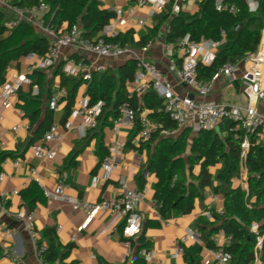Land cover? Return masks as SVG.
<instances>
[{"label":"crops","instance_id":"obj_1","mask_svg":"<svg viewBox=\"0 0 264 264\" xmlns=\"http://www.w3.org/2000/svg\"><path fill=\"white\" fill-rule=\"evenodd\" d=\"M16 1L18 0H3L0 2V10L4 13L6 21L4 23L5 27L6 23L16 19V15L9 8V5H16ZM98 1L103 9L109 11H112L116 6L125 10L137 6V0ZM169 1L170 4L166 11H168V8L175 0ZM200 1L189 0L182 5V11L194 14L198 10ZM253 1L259 4V0ZM64 10L67 17H78L85 10V1L78 0V3L72 2L68 6L65 5ZM48 11L40 13L39 16H42L46 25L50 26L52 25L53 16ZM149 12L150 8L148 7L137 8L134 17L125 14L124 18L121 22L119 20L116 26L119 35L124 36L128 32H132L136 43L146 38L157 22V17L151 19ZM140 18L147 19L148 24L140 26L137 22ZM22 22L31 26L37 35L47 37L50 45V37L34 24L30 17H27ZM53 26L60 33L67 30L70 25L68 21H57ZM166 26H168V22L162 26L159 34L148 42L151 43V47L147 52L142 49L148 43L143 47L132 46L136 55L154 63L172 83L174 92L178 95H190L198 103L217 102L227 105H247L246 95L239 82L241 73L238 75L236 82H230L223 75H220L214 83L213 92L208 96H201L196 90L183 83L177 73L172 72L170 69V59L166 52ZM6 29L5 33L0 34V42L12 33L7 27ZM27 57L12 61L9 64L4 75L6 83L15 84L17 78L21 76L29 78L34 73H30L29 68L31 64L36 65L38 61L35 60L31 63L27 60ZM69 60H87L91 62L98 60L100 64L104 65L105 71L109 70L116 73L121 65L129 60L136 59L130 55L119 59H97L96 56L91 54L82 53L75 49H65L62 52L59 64L63 63L64 67ZM57 66L45 70L37 69L45 71L47 75L44 84L45 94L42 98L43 106L49 105L51 94L54 91L65 89L61 87L60 76L55 75ZM248 66L243 65L242 72ZM69 78L81 79L79 76ZM89 83L84 81L78 87L72 111L82 97H88ZM130 86L131 83H127L128 90ZM21 89L32 94L33 86L25 84ZM49 93L50 96L48 98ZM142 97L138 99L140 100ZM66 99L61 101L60 110L57 113L53 112V124L59 125L58 134L61 137L60 142L53 144L57 151L53 160H40L34 156L32 152L33 144H30V140L35 136L38 125L32 127L30 120L25 116V111L19 107L18 94L12 97L13 105L11 107H4L0 101V115L3 117L0 120V155L3 153L11 154L10 157L0 162V175L5 174V178L0 181V264H44L40 258L37 246L26 228L25 222L18 218L20 212L29 211L20 192L27 189L32 183H36L46 196L43 201L37 204L33 211L36 231L41 238L46 230L56 229L57 237L63 245L72 244L74 246L69 261H77L78 264H132L137 254L138 241H132L131 245L127 244L122 233L124 222L118 219L114 213L103 211L98 213L93 219L88 220L85 213L73 210L70 203L59 199H48L46 193H53L59 184L65 183L68 185L65 189V194L73 199L91 202L113 200L122 195L125 183L130 190L143 191V197L138 204V212L143 219V232L151 243L149 247L144 249H150L155 254L151 262L146 264H188L185 253L177 257L174 255L177 240L188 229L195 230L200 218L209 219L204 213L210 211V209L213 208L218 213H222L225 203L224 195L220 192L214 193L211 188H207L204 192L203 201L196 202L195 209L191 214L182 215L179 211L172 210L166 218L162 217L154 200V191L157 184L156 175L153 173L145 174V187L144 189L139 188L137 177L150 167L149 159L152 150L143 146L141 148L139 133L133 141L135 146L127 147L130 138L135 135V127L117 130L114 126H102L101 122H99L96 129L87 130L83 128L82 119L70 116L67 122L73 124L75 130L68 131L66 128L67 122L62 124L67 104ZM257 109L264 115V101H260L257 104ZM143 113L149 116L150 110L145 109ZM16 126L19 127L18 133L13 131ZM26 127H29V130H26ZM186 129H190L193 136L197 135L190 126H186L179 130L174 138ZM113 142H124L126 147L123 157L111 177L105 179L102 162L106 153H108L109 146ZM75 152H78L76 156L77 165L67 168V160ZM17 161L18 165H16ZM221 168L222 164H219L211 169L214 179L213 185L216 188L222 184L221 181L216 179V175ZM199 172L200 168L196 167L194 174L198 175ZM247 177V170L242 165L240 176L233 179L232 186H241L244 190H248ZM14 191H18L19 194H14ZM209 220L213 221V219ZM148 221H153L155 225L147 226ZM59 226L62 227L60 231L57 230ZM73 236H76L75 241H72ZM44 245H46V242H44ZM192 246L194 244H188L186 247L188 249ZM201 246L202 251L199 259L202 264H205V262L213 259L212 250L206 248L204 243ZM251 264L256 263L253 261ZM261 264H264L263 260Z\"/></svg>","mask_w":264,"mask_h":264},{"label":"trees","instance_id":"obj_2","mask_svg":"<svg viewBox=\"0 0 264 264\" xmlns=\"http://www.w3.org/2000/svg\"><path fill=\"white\" fill-rule=\"evenodd\" d=\"M38 1L18 0L15 4L21 7H33L38 4ZM84 1L85 10L78 17L70 18L66 16L64 6L72 2L78 3V0H46L48 12L53 16L50 26L54 27L57 21H68L70 26L77 24L81 27L83 38L94 40L115 18V13L103 9L98 0ZM224 2L235 5L239 10L238 14L218 12L215 9L216 0H201L194 14L181 11L178 15L172 16L171 5L168 11L157 16L156 25L140 42L134 41L132 32L124 36L119 35L115 41L129 43L134 47H143L159 34L166 22L169 27L166 33L167 44H173L177 38L187 35L196 42L202 39L219 42L223 39L224 32L225 43L219 47L214 62L211 65L203 63L198 65V80L211 81L224 65L238 62L247 53H256L262 41L264 0H259L256 11H251L247 0H225ZM4 18V13L0 10V34L7 30L4 26L6 22ZM11 31L12 33L0 42V86L6 83L4 75L12 61L30 54L45 56L49 50L48 38L37 35L35 30L25 22H21ZM137 71V61L129 60L121 65L116 73L107 70L93 74L87 96L91 105L105 103L99 122L102 126L113 127L119 116V107L126 101H129L136 110L138 117L145 109L150 110L149 118L159 124V129L149 141L140 142L141 148H149L152 153L149 159L150 167L137 177L139 188L145 187V174L156 175L154 200L164 218L172 210H177L182 215L191 214L196 202L203 201L207 188H211L214 193H222L225 197L224 211L218 213L215 209H210L213 221L200 218L196 229L202 234L205 247L211 250L219 249L212 241L214 235L221 231L231 235L233 237L231 245L224 250L231 253L232 263L251 264L255 259L257 238L259 236L264 238V144L258 142L256 136L249 135V148L243 156L241 145L245 133L234 132L236 124L231 120L223 121L217 130H202L196 136L192 135L190 129H186L175 138L162 136L163 129L176 130L175 123L161 110L162 98L153 90L147 91L140 100L137 97L128 98L127 83L134 81ZM55 75L60 76L61 87L65 88L69 94L62 119V124H65L71 116L76 91L84 80L66 77L63 73V63L56 67ZM29 78L33 84L39 86L40 95L33 97L30 92H24L21 88L17 94L18 105L25 111V116L30 120L32 127L38 125L35 136L30 140V144H34L41 140L51 127L54 114L48 104L43 106L42 101L45 94L46 72L34 71ZM139 131L140 127L137 124L134 130L135 135L130 138L127 147L135 146L133 141ZM77 154L78 152L73 153L67 160V168L77 165ZM10 156L9 153L1 154L0 162ZM219 164H222V168L217 173L216 179L222 184L216 188L213 185L211 169ZM242 165L248 173V190H244L241 186H232L233 179L240 176ZM196 167L200 168L198 175L194 174ZM20 195L30 212H33L37 204L46 198L36 183H32L27 189L21 191ZM254 224L258 225L257 231L252 230ZM151 225L155 223L148 221L147 226ZM44 242H46L45 250L40 253L43 263L78 264L77 261H69L74 246L63 245L57 237L56 229L46 230L37 246L41 248ZM150 244L145 233L142 232L138 238V250L132 264H146L139 254ZM201 251V245L194 244L188 249L186 247L185 258L188 264H202L199 259ZM262 260L264 262V240Z\"/></svg>","mask_w":264,"mask_h":264},{"label":"built area","instance_id":"obj_3","mask_svg":"<svg viewBox=\"0 0 264 264\" xmlns=\"http://www.w3.org/2000/svg\"><path fill=\"white\" fill-rule=\"evenodd\" d=\"M3 0H0V2ZM189 0H175L172 4V16L178 15L182 11V5ZM251 11H256L259 7L258 3L253 0H247ZM170 4L169 0H137L136 7H130L125 10L122 7H114L112 12L115 13V18L112 23L107 25L94 40H87L81 35V27L77 24L69 26L67 30L58 32L55 28L47 26L45 20L40 13L48 10L46 0H39L38 4L33 7H21L18 5H9V8L16 15V19L6 23L9 30L17 27L22 21L30 17V20L40 27L49 37V50L45 56L30 54L27 57L29 62L37 60L36 65L31 64L29 72L32 73L37 69H50L59 64L63 50L75 49L79 52L91 54L97 59H119L125 56H134L137 61L138 71L134 81L128 90V98H140L147 91L153 90L163 100L162 111L169 115L170 119L175 123L176 130L161 131L164 137H174L179 130L186 126H190L194 133L198 134L202 130H215L225 120H231L236 124L234 132L243 131L245 133L244 141L241 145L243 156L249 148V135L256 136L258 142L264 144V115L258 109L257 104L264 101V28L262 30V41L256 53H247L244 58L233 64H226L217 72L215 77L208 82H200L198 80V65L203 63L211 65L217 54L219 47L225 43V33L223 39L219 42H213L202 39L200 42L193 41L189 35L179 37L173 44L166 45V52L170 59L171 71L176 72L179 79L187 84L192 89L196 90L201 96H208L213 92L214 83L220 75H223L228 81L236 82L238 75L241 73L239 82L243 92L247 98L246 106L227 105L217 102L198 103L190 95H178L174 92L172 83L160 71V69L150 61H146L143 57L136 55V52L131 44L120 43L115 41L119 33L116 28L117 23L121 22L125 14L129 16L136 15L137 8H150L149 17L151 19L164 13ZM215 9L218 12H228L233 15L238 14L239 10L235 5L225 3L223 0H216ZM140 26H146L148 20L140 18L137 20ZM169 31L166 26L165 32ZM151 47L148 43L142 50L147 52ZM249 65L243 72L242 66ZM105 71L104 65L98 60L93 62L87 60L74 61L69 60L63 67V73L67 77H81L87 83L92 81L94 73H102ZM25 84L33 86V96L39 95V87L33 85L32 81L21 76L17 78L15 84L5 83L0 86V101L3 106L8 108L13 105L12 97L17 94L18 90ZM68 97L66 89L54 91L51 94L49 107L57 113L60 110V103ZM105 106L104 102L96 105L90 104V99L86 96L82 97L71 113V117L83 120V128L94 130L99 125V119L102 116V111ZM3 117L0 115V120ZM139 124V141H149L153 134L158 131L159 124L152 121L149 116L142 113L137 116L136 110L131 106L129 101L124 102L119 107V116L114 122V128L119 130L122 128H134ZM68 131H74L75 127L70 122L66 123ZM29 130V127H26ZM59 125L54 123L45 132L41 140L32 145L34 156L40 160H53L56 157L57 151L54 147L55 142H60L61 137L58 134ZM13 131L18 133L19 127H14ZM126 144L124 142H113L108 148V153L102 162V169L105 173L104 178L111 177L114 169L123 157ZM60 148V146H59ZM18 161L16 165H18ZM5 178V174L0 175V181ZM39 181V179H37ZM68 187L65 183L59 184L53 193L47 192L48 199H59L70 203L73 210L83 212L87 215L88 220L93 219L100 212L114 213L118 219L124 222L123 236L128 245L132 241L137 242L143 232V219L138 212V204L143 197V191L130 190L124 183L122 195L113 200L103 201H80L73 199L65 194V189ZM18 195V191H14ZM209 219H213L210 211L204 213ZM18 218L25 222L26 228L31 235L33 242L36 244L40 237L36 231L33 212H20ZM61 226L57 228L58 231ZM258 225L254 224L252 230L257 231ZM10 236V234H8ZM76 240V236L72 237V241ZM233 237L226 235L223 231L212 237L214 244L219 247L217 250H212L213 259L205 262V264H233L231 253L224 250L225 247L231 245ZM262 236L257 238L254 263H262ZM188 244L202 245V234L198 230L188 229L176 242L175 257L184 255ZM46 245L41 248L37 246L39 255L45 250ZM141 257L146 263L151 262L155 254L150 249H142ZM21 260V259H19ZM43 262V261H42ZM45 264V263H44Z\"/></svg>","mask_w":264,"mask_h":264}]
</instances>
